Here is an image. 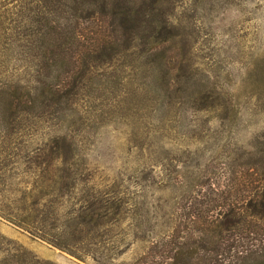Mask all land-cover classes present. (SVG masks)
I'll return each mask as SVG.
<instances>
[{
	"label": "rangeland",
	"instance_id": "1",
	"mask_svg": "<svg viewBox=\"0 0 264 264\" xmlns=\"http://www.w3.org/2000/svg\"><path fill=\"white\" fill-rule=\"evenodd\" d=\"M42 5L39 0H0V86L28 78L29 52L34 50L29 40L37 34L34 17L37 12L56 13ZM166 16L173 36L167 50L180 60L183 77L213 85L225 105L199 109L172 102L160 109L156 71L144 60L146 44L131 46L126 59L90 68L70 112L79 123L71 131L75 142L68 153L75 167L84 166L89 185L103 194L119 189L127 217L118 223L126 228L137 221L144 227L155 223L160 204L170 208L180 195L176 181L189 167L196 172L198 163L203 164L198 171L205 184L212 181L225 195L239 181L243 183L236 193L248 195L259 179L252 164L262 158L264 148V0H172ZM91 26L83 22L84 34H90ZM91 82L94 88L86 91ZM34 126L24 123L8 132L0 121V264H16L26 252L55 264H95L90 256L80 258L34 235L25 228L26 220L20 221L29 212L42 216L50 205L51 218L35 223L62 224L68 211L87 203L79 186L69 194L55 189L43 195L47 171L53 181L64 157L47 170L46 163L35 160L48 156V140L62 124L41 119ZM6 205L13 208L12 218L5 214ZM135 211L139 216L133 219ZM249 220L250 215L236 229L238 239L264 244L255 238L264 231V222ZM128 241L121 245L126 249L121 256L131 259L142 243Z\"/></svg>",
	"mask_w": 264,
	"mask_h": 264
},
{
	"label": "trees",
	"instance_id": "2",
	"mask_svg": "<svg viewBox=\"0 0 264 264\" xmlns=\"http://www.w3.org/2000/svg\"><path fill=\"white\" fill-rule=\"evenodd\" d=\"M39 1L56 13L51 16L37 12L34 17L37 34L29 40L34 49L29 52L31 70L23 83L0 86V121L8 132L16 131L24 123L34 128L41 119L61 122L62 129L48 140L52 142L51 152L35 160L37 165L46 163L47 170L64 157L65 164L58 167L60 175L53 177V181L47 171L43 195H50L55 189L60 195L69 194L79 186L87 203L76 212L68 211L65 223L58 225L35 223L51 218L50 205L42 216L36 212L21 214L20 221L27 223L25 228L80 258L90 256L95 264H264V244L242 241L236 232L246 223L248 215L249 222L254 217L264 222V148L260 150L262 158L252 164V173H257L259 179L250 194L236 193L241 189L240 181L230 186L228 195L212 181L205 184L207 179L198 171L203 164L198 163L194 166L196 172L189 167L176 181L180 195L170 208L160 204L155 223L144 227L137 221L130 228L118 223L127 217L119 189L103 194L96 185H89V177L82 175L84 166L79 163L75 167V160L68 153L75 142L71 131L79 123L70 112L75 110L77 95L86 85L82 78L94 66L110 64L120 57L126 59L131 55L128 49L134 45H149V51L145 50L143 55L156 71L154 89L160 109L172 102L188 103L199 109L225 105L213 85L190 75L184 78L180 60L167 50L173 41L166 16L172 0ZM86 21L92 25L90 34H84L82 29ZM132 61L137 63V57ZM95 84L91 82L90 88L84 89L91 90ZM82 182H85L83 187L79 185ZM38 201L39 198L34 199V208ZM20 207L26 209L25 205ZM5 209V214L12 218L13 208L6 205ZM136 212L133 219L139 216ZM255 238L264 241V231ZM127 239L130 244L142 243L131 259L121 256L126 251L121 245ZM16 264L55 263L26 252L16 259Z\"/></svg>",
	"mask_w": 264,
	"mask_h": 264
}]
</instances>
